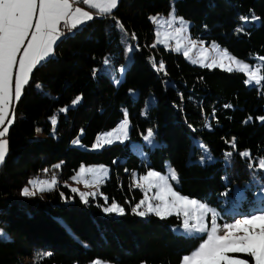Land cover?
Returning <instances> with one entry per match:
<instances>
[{
  "label": "trees",
  "instance_id": "16d2710c",
  "mask_svg": "<svg viewBox=\"0 0 264 264\" xmlns=\"http://www.w3.org/2000/svg\"><path fill=\"white\" fill-rule=\"evenodd\" d=\"M172 8L191 21L192 37L251 62L264 57V0H119L105 15L91 8L94 18L64 31L54 55L33 70L14 106L0 168V264H87L97 258L112 264H179L202 238L174 231L181 216L140 217L132 211L145 196L134 174L166 173L167 163L184 195L220 206L224 192L238 185L254 199L255 179L264 181L256 167L264 157L259 119L264 82L248 85L243 72L195 65L182 53L152 47L151 18ZM150 95L155 101L144 112ZM77 96L81 100L73 106ZM125 112L129 139L148 152L147 159L129 142L90 149L102 132L123 121ZM148 129L158 142L153 148L143 140ZM76 139L82 146L74 144ZM200 143L211 160H199ZM245 151L250 157L240 155ZM82 164L110 167L102 196L87 202L62 184ZM49 173L57 175L58 188L22 194L32 179ZM105 198L119 203L124 214L104 212Z\"/></svg>",
  "mask_w": 264,
  "mask_h": 264
},
{
  "label": "snow or ice",
  "instance_id": "6c2138e0",
  "mask_svg": "<svg viewBox=\"0 0 264 264\" xmlns=\"http://www.w3.org/2000/svg\"><path fill=\"white\" fill-rule=\"evenodd\" d=\"M81 2L98 10L99 14L105 15L111 14L117 7L119 0H0V165L4 163L8 153L6 137L15 120L14 103L20 100L25 86L29 85L33 70L53 54L54 45L64 35V29L71 32L79 25L94 18L89 11L78 6L74 7ZM151 19L154 23H160L156 17ZM240 19L247 21L248 18L241 17ZM253 19L256 18L253 17ZM174 22H177V18L173 12L170 13V19L166 23L171 26ZM178 22L181 27L175 29L177 37L186 28L182 18H179ZM116 23L123 30V24L119 21ZM157 35L159 37V33ZM158 42L163 41L158 40ZM191 44L192 48L196 47L195 42H191ZM176 50H180L179 41H177ZM190 51L191 49L186 50L184 55L188 56ZM202 51L207 50L202 49ZM205 59L193 61V63L198 62L208 68L220 67L228 72L234 70L231 65L235 64L236 70L247 75L246 83L261 85L264 82V75L261 74L260 68L251 69L248 64L231 57L227 50L218 51L217 59H213L210 63H206ZM260 59L264 61V57H260ZM225 60L230 63L225 64ZM158 70H164L163 63L159 64ZM80 100L81 97L77 96L71 103L74 106ZM67 110V108L61 109L62 112ZM248 119L251 120L252 118L249 117ZM259 119L264 121V117H259ZM52 124H56L55 118L52 119ZM127 128L128 118L127 112H125L124 119L118 128L97 137L94 147L99 148L104 144H111L113 138L116 140H120L122 137L126 138ZM153 135V131L148 129L145 139L151 140ZM74 143H78V141H74ZM232 147L234 149L236 147L234 140ZM227 155L231 156V153H227ZM240 155L250 157V153L247 151L240 153ZM252 166L250 163L249 167ZM257 166L264 170V158L259 159ZM85 173H92L94 176L92 184H89L88 181L84 182L86 187H90L93 184H99L102 177L107 175V170L103 167L85 168L81 166L79 175L83 176ZM139 180L141 182H138L136 186L142 189L146 186V193L144 199L140 200L132 209L136 215L144 217L154 214L161 219L173 214L178 217L183 215L182 226L185 233L190 236L197 233L206 234V238L190 254L183 255L179 264H264V212L246 216L234 223H226L222 227L215 222V213L213 212L212 223L209 228L204 221V216L212 210L204 204H199L195 200L180 195L173 189L169 181H178L174 169H171L167 176L149 170ZM29 183L34 185L35 190L24 188L22 192L24 196H34L37 191L51 190L55 187L56 180L53 177L49 182H42L46 183V187L35 181ZM153 188L158 189V191L154 196L149 197L147 191ZM72 191L79 192L76 188H73ZM79 194L85 202H87L89 195H97L95 192H80ZM153 201H158V203L154 204ZM193 207L198 209L199 214H190L189 209ZM104 210L108 213L124 214V209L115 202ZM0 238H3L2 233H0ZM238 254H243L250 260L242 258ZM93 264H102V262L95 260Z\"/></svg>",
  "mask_w": 264,
  "mask_h": 264
},
{
  "label": "rangeland",
  "instance_id": "374dc122",
  "mask_svg": "<svg viewBox=\"0 0 264 264\" xmlns=\"http://www.w3.org/2000/svg\"><path fill=\"white\" fill-rule=\"evenodd\" d=\"M77 5H78V7H81L82 9H84L86 11H89L94 16V13H93V11L91 10V8L89 6L84 5L82 3H79ZM173 12L175 14V17L177 18V22L172 23L171 26H170L168 23H166V21H168L170 19V13H173ZM153 17H156L160 21V23L157 24V23L153 22L154 40L151 43L152 47H153V45H155V47L162 46V47H165L169 51H172L174 53H182L183 55H184V52L186 50L191 49V51L189 52L188 56H185V55L184 56L190 63L195 64V65H199V66H203V65L201 63H198V62L197 63H193V61H199L201 59H205L206 58L205 62L206 63H210L213 59H217L218 51L227 50L226 48L221 47V46L217 45L214 42L207 43L204 40L192 37L191 31H190V28H191V25H192L191 21L178 16L176 14L174 8H172L167 14H158V15H155ZM179 18L183 19V21L186 24V28H185V31L179 37H177L175 35V29L181 27L180 23L178 22ZM86 22H88V21H86ZM66 30L67 29H64V31H66ZM157 33H159V37H158ZM166 36H167V39H165ZM61 37H63V36H61ZM158 40L159 41H163V42H158ZM177 41H179V44H180V50L179 51L176 50ZM191 42H195L196 43V47L195 48H192ZM55 46H56V44L54 45V51H55ZM202 49H206L207 51H202ZM227 52L229 53V55L231 57H235L236 60L242 61L243 63L248 64L249 67L251 69H253V70H255L256 68H260L261 69V74L264 75V61H262L260 59L261 56H259L258 60H255L254 62H251V61H248L246 59H242V58H238V57L234 56L228 50H227ZM53 55H54V52L49 57H52ZM228 63H230V62L228 60H225V64H228ZM231 66L233 67V69L235 71H239V70H236L237 66L235 64H232ZM217 68H220V67H217ZM220 69H222V68H220ZM246 77H247V75H246ZM247 79H248V77H247ZM115 81H116V83H119L121 81V79L120 80L115 79ZM247 84L248 85H252V86H260V85H255L254 83H247ZM130 93H131V95L133 97H137V95H138V91L134 90V89L130 90ZM22 95H23V93H22ZM154 101H155L154 95H150L148 97L146 103H145L143 111L145 112L149 108V106L154 103ZM15 104H17V102L14 103V106H15ZM119 125L120 124H118L113 130L108 131V132L114 131L115 129L118 128ZM129 128H130V122H129V118H128L127 137L126 138L122 137L120 140H116L115 138H113V142H122V143L129 142L131 147H132V149L135 152H137L139 154V156L143 160L147 159L148 152L145 151L144 149H141L140 146H139V143L129 139ZM108 132H102L99 136H102V135H104V134H106ZM146 135H147V133L143 136V140H144L145 144L148 147H150V148L155 147L158 144V142H157V140L155 138V134L153 135L151 140H146L145 139ZM75 141H78V143H74V144H76L78 146H82V144L79 141V139H76ZM96 142H97V140L90 147V149L98 150V149L101 148V147H99V148H95L94 147ZM200 144L203 147H202V155L199 157V160L201 162H205L207 160H211L212 158H211L210 153L208 152L207 147L204 144H202V143H200ZM261 158H264V157H258V159L256 160V164L257 165H258L259 159H261ZM257 165H256V167L258 168ZM81 166H83L85 168H100V167H103V168H105L107 170V175L102 177L101 182L99 184H93V186L86 187L84 182L88 181L89 184H92L93 181H94V176H93L92 173H85L83 176H80L79 172H80ZM81 166H80L79 170L69 180L64 181L62 184L65 187L69 188L70 190H72L73 188L78 189L79 192H76V193L79 196H80V194H79L80 192H84V193L95 192V193H97V195H95V196L89 195L87 197V200L89 199V197L96 198L97 196H102L100 188H101L102 184L106 181V179L109 176L110 167L107 166V165H104V164H82ZM166 166H167V172L166 173L159 172V171H157V172L161 173V175H165V176L169 175L170 170L173 169V168H171V166L168 163H167ZM0 168H1V165H0ZM149 170H153V169H149ZM149 170H147L145 173H143L141 175H139L137 173L134 174V182H135V184H137L138 182H141L139 180V178L142 177V176H145ZM263 175H264V170H263ZM53 177L56 180V185H55L54 188H58L59 187V180H58L57 175H55L54 173H51V174L49 173V176H47V177L43 176L41 178L32 179L31 181H35L37 183L49 182V181H51L53 179ZM255 180H256V183L258 185V189L256 188L257 190H256V193H255L254 199H252V200L249 199L248 194H246L243 191V189H241L238 185H235L232 189H230V191L228 190V191L224 192V196L222 197L223 202L220 204V206H216V205L213 206V205H210V204H208V203H206V202H204V201H202L200 199L193 198V197H190L188 195H184V194L180 193L175 187V184H177V181L170 180L169 183H171L173 189L176 192H178L180 195L188 197L191 200H195L199 204H204L209 209L212 210L211 212H208L204 216V221L210 228L211 227V223H212V214H213V212L215 213V222L218 225H220L221 227L224 224H226V223H234L236 220L243 219L246 216H250L252 214H259L261 212H264V181L259 180V179H255ZM42 186L46 187L47 185H46V183H42ZM27 188H29L30 190H35L33 184H29L27 186ZM54 188H52V189H54ZM142 190L144 191V194H145L146 193V186ZM46 191H50V190H46ZM157 191H158V189L153 188L150 191H147V195L149 197H152V196H154L156 194ZM37 192H39V191H37ZM63 197L65 198L64 193H63ZM105 201H106L107 204L102 206L104 212H106L104 209L109 207V206H111V204H112V203H108L107 200H105ZM115 203H117V202H115ZM153 203L154 204L158 203V201H153ZM117 204L120 207H122L119 203H117ZM189 212H190L191 215L199 214L198 209L195 208V207L190 208ZM114 215L115 216H119L120 214L114 213ZM181 218H182V223L175 225L173 227V229H174V231L176 233L183 234L185 236H190L189 234L185 233V231L183 229V226H182L183 225V219H184L183 215H181ZM190 222H193V221H190ZM191 237H193V238H202V239H200V242H202V240L206 238V234L197 233V234H195L194 236H191ZM238 255H241L242 258H247V259L250 260L249 257L243 256V254H238ZM95 260H100L102 262V264H112L111 262H109L107 260L100 259V258H97ZM95 260H93V261H95ZM93 261H91V262H89L87 264H93ZM27 262L29 263L30 259H25L24 260V263H27Z\"/></svg>",
  "mask_w": 264,
  "mask_h": 264
},
{
  "label": "crops",
  "instance_id": "0c3cea01",
  "mask_svg": "<svg viewBox=\"0 0 264 264\" xmlns=\"http://www.w3.org/2000/svg\"><path fill=\"white\" fill-rule=\"evenodd\" d=\"M82 3V2H81ZM83 4V3H82ZM85 5V4H84ZM76 6H78L77 4L76 5H74V7H76ZM88 6V5H87ZM80 26V25H79Z\"/></svg>",
  "mask_w": 264,
  "mask_h": 264
}]
</instances>
